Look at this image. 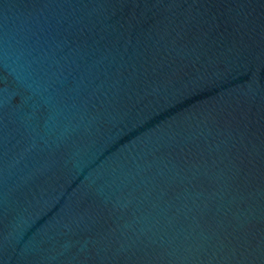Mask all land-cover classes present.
<instances>
[{
  "label": "water",
  "instance_id": "obj_1",
  "mask_svg": "<svg viewBox=\"0 0 264 264\" xmlns=\"http://www.w3.org/2000/svg\"><path fill=\"white\" fill-rule=\"evenodd\" d=\"M0 264H264V0H0Z\"/></svg>",
  "mask_w": 264,
  "mask_h": 264
}]
</instances>
